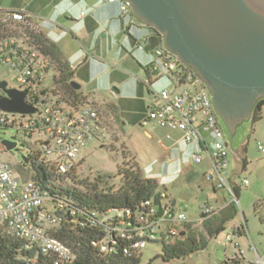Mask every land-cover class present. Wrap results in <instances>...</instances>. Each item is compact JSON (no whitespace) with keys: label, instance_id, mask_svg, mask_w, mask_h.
<instances>
[{"label":"built area","instance_id":"built-area-1","mask_svg":"<svg viewBox=\"0 0 264 264\" xmlns=\"http://www.w3.org/2000/svg\"><path fill=\"white\" fill-rule=\"evenodd\" d=\"M120 1L122 13L129 16L132 23L137 22L132 6L126 0ZM37 18L19 9L0 11V64L9 65L16 73V85L9 86L26 91V99L36 108L33 113H16L0 109V125L16 127L27 137H36L42 142L45 155L56 162L60 172H69L77 165V159L90 139L105 140L102 112L93 102L74 103L68 99L60 83L53 58L46 53L34 34L40 28L34 22ZM28 27L34 34L12 32L13 28ZM142 49L143 44L138 43ZM162 66L172 75L174 89L164 87L153 93L148 104L142 126L156 121L163 127L177 129L182 133L185 143L199 145V150L192 153V161L202 163L204 150L211 161L207 175L214 180L218 189L230 193L238 205L234 192L233 173L231 170V142L224 123L215 110L209 89L196 73L179 57L168 51L165 46L156 50ZM72 68L73 66L70 65ZM155 71L158 66H153ZM53 73V74H52ZM5 80V79H1ZM0 80V81H1ZM112 93L116 95L115 90ZM10 113V116L8 115ZM17 114H21V119ZM258 147L264 152V143ZM10 151L2 141L0 152ZM244 184H248L245 179ZM148 199V212L140 217L142 226L134 232H122L133 240L132 245L142 249L149 241L174 242L185 231V225L193 222L184 211L173 209L171 200L163 191L159 203ZM220 211L211 205H203V221ZM0 221L9 233L35 243L45 254L54 255V264H70L76 255L50 232L59 222L50 206L46 205L44 191L40 185L30 179L22 181L15 167L0 161ZM235 239V230L226 237L227 244ZM29 244H27V247ZM107 250L106 246L102 247ZM253 264H264V252L258 254Z\"/></svg>","mask_w":264,"mask_h":264},{"label":"trees","instance_id":"trees-1","mask_svg":"<svg viewBox=\"0 0 264 264\" xmlns=\"http://www.w3.org/2000/svg\"><path fill=\"white\" fill-rule=\"evenodd\" d=\"M34 22L39 27L38 20ZM12 32L34 34L23 25L21 28H13ZM34 36L43 50L53 58L55 71L59 74L53 81L61 84L66 97L74 103L88 100L80 90L70 85L69 81L73 79L70 63L63 57L60 48L47 39L42 31ZM263 108L264 98H261L249 120L252 126L263 119ZM224 127L227 130L225 125ZM0 128L9 127L0 125ZM37 143L39 148L32 150L16 170L22 181L32 179L40 185L44 191L45 202L59 217L58 224L53 226L50 232L76 255L70 264H141L143 250L149 243L160 244L162 251L146 264H153L159 257L167 262L184 258L206 247L207 238L224 230L228 221L238 213V205L232 202L206 218L202 230L194 226L196 222L192 220L193 222L185 225L184 234L174 242L149 241L144 248L137 249L132 245L133 240L122 232H134L142 226L140 217L148 212V205L145 203L148 199L153 200L154 204L159 203L164 190L158 191V179L146 176L136 160H125L119 165L121 184L118 188L108 184L102 176L95 180L79 177L76 173L79 163L71 171L62 173L58 170L56 162L45 155L42 142ZM25 168H29L30 172H25ZM239 191L240 187L235 185L234 192L237 197ZM242 226L246 227L245 224ZM238 232L241 234L240 228ZM103 246L107 247L106 251L102 250ZM225 263L253 264L239 254L226 259ZM0 264H54V255L43 253L37 244L27 243L1 227Z\"/></svg>","mask_w":264,"mask_h":264},{"label":"crops","instance_id":"crops-1","mask_svg":"<svg viewBox=\"0 0 264 264\" xmlns=\"http://www.w3.org/2000/svg\"><path fill=\"white\" fill-rule=\"evenodd\" d=\"M34 4L29 8L8 7L5 9L23 10L37 18L39 28L45 37L60 48L63 57L73 66L70 68L72 77L82 84L80 89L82 95L102 110L104 132L109 130L115 122H120L116 116L117 113H122L127 119L141 124L153 93L164 87L174 89L171 73L162 66V61L156 54V50L164 46L162 36L153 27L139 20L132 23L129 16L122 13L120 1L35 0ZM138 43L143 44L142 49L138 48ZM155 65L159 67L158 71L153 69ZM112 90H115L116 95L112 93ZM105 95H108L111 100L105 99ZM144 128L148 135L160 139L165 157L169 159L164 166L167 178L171 177L172 180L174 176L181 175L194 179L200 175L193 166L186 164L192 160V153L199 150V145L185 143L181 131L163 127L156 121H152ZM249 128L252 129L254 126L249 124ZM237 135L238 131L235 138ZM240 135L243 137L242 134ZM242 143L243 148L245 142ZM233 147L234 141L231 150ZM85 150L84 148L81 154ZM200 151L205 155L204 160H207V166L211 168L207 153L204 150ZM234 154L237 153L234 152ZM238 155L241 161L243 160L242 168H245L247 156ZM209 172L210 170H204L203 176L211 184L208 182L205 185L201 184L200 190L204 191L212 186L213 198L208 197L201 205L199 217L189 218L195 221L194 226L198 227L203 226V223L198 222L203 205L210 204L215 210H221L229 205L232 199L228 191L218 189L214 180L209 179L207 176ZM232 173L233 184L239 186L235 180L237 170L232 169ZM150 177L158 179L156 176ZM239 187L240 197L241 186ZM167 195L172 205L175 202L173 207L179 210L176 206L177 198L169 196L168 193ZM244 224L246 226V222ZM242 225L238 224L231 230H235V237L247 233V227L243 228ZM239 228L241 234L238 232ZM256 251L257 254L253 258H247L244 254L240 256L246 261H253L258 254L264 252V245L261 250Z\"/></svg>","mask_w":264,"mask_h":264},{"label":"rangeland","instance_id":"rangeland-1","mask_svg":"<svg viewBox=\"0 0 264 264\" xmlns=\"http://www.w3.org/2000/svg\"><path fill=\"white\" fill-rule=\"evenodd\" d=\"M34 3L35 0H0V8H29L34 6ZM0 78L7 80L9 86L16 85V73L7 64H0ZM105 96V99L111 100L108 95ZM100 100L103 99L100 98ZM115 114L113 115L114 119L118 116L120 122H115L109 130L105 131L107 137L105 141L99 139L87 141L86 150L77 159V163H79L76 168L77 175L81 178L88 177L91 180L102 176L108 184L118 188L121 184V177L118 173L119 165L125 160H136L146 176L158 177V191L164 190L169 196L177 198L176 206L180 211L183 210L188 218L199 217L201 205L206 202L208 197L213 198L212 186L204 191L200 190L201 184L205 185L207 182L211 184L203 176L204 170L211 169L210 166H207V160L199 164L191 162L192 160L186 163L200 173L194 179L178 175L172 176L171 180V177L167 178L165 175L164 166L169 159L165 157L160 139L148 135L144 126L127 119L122 113H117L116 116ZM8 115L10 116V113ZM17 115L21 119V114ZM249 124L251 123L246 121L239 127L238 135L234 140V150H231V170H237L238 174L235 180L241 186L238 213L228 221L224 230L207 238L206 247L203 249L184 258L168 262L159 257L154 260L153 264H226V259L234 258L235 254H244L247 258H253L257 254L256 250H261L264 245V152L259 149L258 142L264 143V108L263 119L256 123L252 129L249 128ZM226 131L228 132V130ZM239 134H242L243 137ZM5 139L15 140L18 145L12 151L0 152V161L9 163L15 168L32 150L39 148L36 137L29 138L19 132L16 127L0 128V143ZM242 142H245L243 148ZM235 151L240 155L247 156L245 168H242L241 158L238 154H234ZM24 171L30 172L29 168H25ZM245 179L248 180V184L243 183ZM211 202L213 203V201ZM45 203L47 205V202ZM244 222H246L247 233L235 237L231 244H226V235L234 226L244 224ZM1 226L0 221V228ZM202 227L200 226L198 229ZM161 251L160 244L149 243L143 250L141 264H146L149 259L156 257Z\"/></svg>","mask_w":264,"mask_h":264},{"label":"water","instance_id":"water-1","mask_svg":"<svg viewBox=\"0 0 264 264\" xmlns=\"http://www.w3.org/2000/svg\"><path fill=\"white\" fill-rule=\"evenodd\" d=\"M126 1L135 17L159 31L165 48L204 82L232 146L239 127L264 98V0ZM69 83L76 90L82 88L74 78ZM7 85V80L0 81L5 92L0 109L36 111L27 102L26 91ZM3 142L10 151L18 145L15 140Z\"/></svg>","mask_w":264,"mask_h":264},{"label":"flooded vegetation","instance_id":"flooded-vegetation-1","mask_svg":"<svg viewBox=\"0 0 264 264\" xmlns=\"http://www.w3.org/2000/svg\"><path fill=\"white\" fill-rule=\"evenodd\" d=\"M162 39H163V36H162ZM0 80H1V78H0ZM7 87H8V85H7ZM0 95L2 96V95H5V92H4V90L2 89V88H0ZM230 138V137H229ZM230 142H231V139H230Z\"/></svg>","mask_w":264,"mask_h":264}]
</instances>
